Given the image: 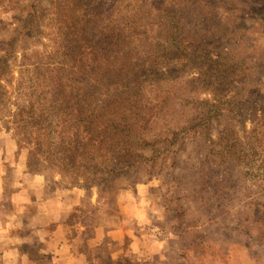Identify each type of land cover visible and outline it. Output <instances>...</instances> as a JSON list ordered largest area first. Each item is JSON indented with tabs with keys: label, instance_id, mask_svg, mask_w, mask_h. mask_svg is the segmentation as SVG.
<instances>
[{
	"label": "rangeland",
	"instance_id": "374dc122",
	"mask_svg": "<svg viewBox=\"0 0 264 264\" xmlns=\"http://www.w3.org/2000/svg\"><path fill=\"white\" fill-rule=\"evenodd\" d=\"M115 1L95 4L110 11L107 50L120 51L93 49L85 69L61 34L58 0H0V138L13 142L11 163L111 202L72 217L132 229L102 246L98 264H264V0ZM172 1L179 43L165 35ZM123 98L138 100L126 113L140 121L117 112ZM89 150L103 170L86 171ZM126 150L138 163H102Z\"/></svg>",
	"mask_w": 264,
	"mask_h": 264
},
{
	"label": "crops",
	"instance_id": "0c3cea01",
	"mask_svg": "<svg viewBox=\"0 0 264 264\" xmlns=\"http://www.w3.org/2000/svg\"><path fill=\"white\" fill-rule=\"evenodd\" d=\"M14 151L11 140L6 146L0 138V264H98L102 246L111 241L121 244L133 234L125 222L114 227L94 218L85 224L72 221L83 209L89 214L111 202H101L95 193L85 196L78 188L48 186L40 174L14 167ZM8 163L12 169L6 176ZM10 180L18 186L8 188ZM119 208L134 214L127 203ZM90 229L95 235L87 234ZM152 243L146 240V255Z\"/></svg>",
	"mask_w": 264,
	"mask_h": 264
},
{
	"label": "trees",
	"instance_id": "16d2710c",
	"mask_svg": "<svg viewBox=\"0 0 264 264\" xmlns=\"http://www.w3.org/2000/svg\"><path fill=\"white\" fill-rule=\"evenodd\" d=\"M59 4L56 6V14H57V20L60 23V26H63L64 29L61 31L64 41L66 42L67 46L72 47L73 51H76L75 54L81 57L80 59L82 60L83 65L85 66V69L90 68L88 64V58L94 60V52L92 51L93 49L100 48L101 52L100 55H108L111 54L113 57L119 53L120 50H107L109 45H113L114 42V36L110 35L111 31H106V25L101 24V20L106 15V13H110L108 10H102L101 8H98L95 3L103 2V0H58ZM118 0L115 2L117 3ZM203 0H199V3H201ZM180 9L182 6H179ZM112 11L115 8L114 6H111ZM176 4L174 1L170 2L166 6V11L169 14L168 18L170 19V22L168 23V32L165 33L166 39L172 43H179V41H183L184 38H182L180 34V29H179V24H184L182 22V19H178L177 17V12L175 11L176 9ZM192 10H189V12H194L196 9V6H191ZM133 11V17H142L144 14V7L142 4H138L134 6L132 9ZM105 31H104V30ZM119 39V36L117 35V40ZM116 40V41H117ZM104 47V49H103ZM124 65V64H122ZM126 66V65H124ZM130 65H128L129 67ZM138 62L133 68L129 67L128 72L130 74L128 75L127 73H119L118 75H123L125 77L130 76V79H134L135 76L138 74ZM92 70L95 69L94 66H91ZM130 92V91H128ZM124 94V90L121 91V95L118 97H121ZM135 94V93H134ZM126 95V94H124ZM127 96V95H126ZM128 98V97H127ZM131 100V101H130ZM135 100L137 99H128V102H132L131 104L129 103L128 105H125V102L127 103V99L123 98V104L119 105L118 111H122L124 113V120L127 118H132L135 121H140L141 120V114L138 111H133L130 110L131 114L133 116H130L128 113H126L129 109H132L135 104ZM138 101V100H137ZM107 106H113L115 104L112 103H107ZM137 106V105H136ZM138 109V106H137ZM127 136L124 134H119L118 136V141L122 140V143H127V141L130 138L126 139ZM63 150H66L65 148H61L59 150V153ZM90 160L87 162L86 165H84V168L87 169L91 166L96 170L95 172H98L97 170L101 169V166L99 163L94 162L95 155L91 150L88 151ZM127 152V150H126ZM119 153L117 156H108L107 159H102V163L108 164V168L110 167V170H112V161L115 160L114 164V169H120V165H126L128 164L131 166L133 164V161L138 163L135 159L138 157H142L141 155H136V158L134 159L132 155H128V152L126 153ZM132 153V152H130ZM129 156L128 159H125L126 156ZM77 155H71V162L69 164L74 165L75 164V158ZM133 159H129V158ZM125 159V160H123ZM67 163V162H66ZM66 164H63V169H65ZM103 170V169H101Z\"/></svg>",
	"mask_w": 264,
	"mask_h": 264
}]
</instances>
